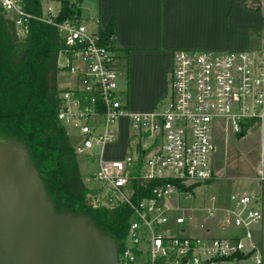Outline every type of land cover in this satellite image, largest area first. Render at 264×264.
Returning a JSON list of instances; mask_svg holds the SVG:
<instances>
[{
  "label": "built area",
  "instance_id": "2783aa9c",
  "mask_svg": "<svg viewBox=\"0 0 264 264\" xmlns=\"http://www.w3.org/2000/svg\"><path fill=\"white\" fill-rule=\"evenodd\" d=\"M0 6L14 13L10 17L20 38L31 19L58 29L64 45L58 62L60 56L65 60L58 63L59 72L69 80L58 85L57 119L75 136V153L96 165L84 177L89 203L126 204L131 210L120 264L263 263L253 228L262 223L264 212L255 192L234 191L229 207H208L205 219L193 226L200 229L198 235L187 234L184 227L182 234L168 230L192 223V207L184 202L196 198L202 185L235 180L225 164L223 170L218 166L228 136L259 133L257 166L238 177L264 180V29L254 49L174 51L165 96L151 110L135 112L119 88L124 69L114 37L104 42L82 18L57 21V2H45L40 16L27 12L23 0H0ZM260 11L264 15V1ZM123 118L129 122L126 155L106 160Z\"/></svg>",
  "mask_w": 264,
  "mask_h": 264
},
{
  "label": "trees",
  "instance_id": "16d2710c",
  "mask_svg": "<svg viewBox=\"0 0 264 264\" xmlns=\"http://www.w3.org/2000/svg\"><path fill=\"white\" fill-rule=\"evenodd\" d=\"M24 9L40 16L45 2L60 5L56 20L81 18L83 0H23ZM264 0H245L259 11ZM104 42L116 34V20L100 30ZM64 47L55 25L36 19L29 22L24 38L15 21L0 6V137L22 144L41 177L56 213L88 215L104 234L112 236L121 252L131 210L126 204L94 207L66 129L57 119L60 71L58 56ZM114 48L127 68V50ZM148 196L143 193L141 197Z\"/></svg>",
  "mask_w": 264,
  "mask_h": 264
},
{
  "label": "crops",
  "instance_id": "0c3cea01",
  "mask_svg": "<svg viewBox=\"0 0 264 264\" xmlns=\"http://www.w3.org/2000/svg\"><path fill=\"white\" fill-rule=\"evenodd\" d=\"M95 1L85 11L81 4V18L93 31L116 20L114 42L127 50V68L119 79V88L135 112L151 110L165 96L174 51L249 50L257 48L263 37L264 15L247 8L245 0ZM128 123L126 118L120 121L117 144ZM232 192L217 194V207H229ZM254 240L263 253L264 264V238L254 234Z\"/></svg>",
  "mask_w": 264,
  "mask_h": 264
},
{
  "label": "water",
  "instance_id": "95a60500",
  "mask_svg": "<svg viewBox=\"0 0 264 264\" xmlns=\"http://www.w3.org/2000/svg\"><path fill=\"white\" fill-rule=\"evenodd\" d=\"M0 147V264H120L88 215L56 213L26 148Z\"/></svg>",
  "mask_w": 264,
  "mask_h": 264
},
{
  "label": "rangeland",
  "instance_id": "374dc122",
  "mask_svg": "<svg viewBox=\"0 0 264 264\" xmlns=\"http://www.w3.org/2000/svg\"><path fill=\"white\" fill-rule=\"evenodd\" d=\"M82 7L85 11L86 7H93L96 4L95 0H83ZM14 16L13 12H9L8 16ZM59 65L65 63L63 57H59ZM69 76L63 72H59L57 76L58 85L64 87L66 82L68 83ZM68 132L70 142L72 144L76 143L75 136ZM226 141H222V148L218 155V166L219 168H224V164L227 168V175L232 177L236 175L235 180L232 179H219L211 184L202 185L198 191L196 198L184 202L187 206L192 207L190 210V215L193 217L192 223H186L185 225L179 227H173L168 230V234L176 235L182 234L181 227L187 228V234H200V229L193 227L194 225L200 224L205 219V214L208 207L219 205V199L211 200L210 197H217L220 192H232V191H249L255 192L258 197V203L264 212V180L259 182L244 179L238 176H245L246 174H251V171L256 168L257 163V148L260 144L261 138L259 133L249 134L244 138L239 139L234 135H230L226 138ZM129 140V129H123L122 141L112 147H108L106 151V160L110 159H122L126 155L127 144ZM14 140H7L0 137V147L9 146L10 142ZM226 151H225V149ZM79 165L81 174L85 177L86 175L92 173L96 169L94 164H86L83 157L79 156ZM223 170V169H222ZM239 179H238V178ZM88 184V183H87ZM221 215V214H220ZM253 234H260L264 238V219L262 223L253 228Z\"/></svg>",
  "mask_w": 264,
  "mask_h": 264
}]
</instances>
